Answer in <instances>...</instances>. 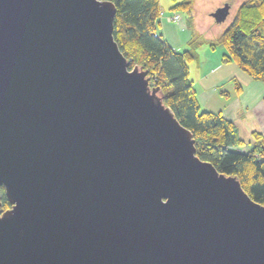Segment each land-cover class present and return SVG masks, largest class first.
<instances>
[{"label": "water", "instance_id": "95a60500", "mask_svg": "<svg viewBox=\"0 0 264 264\" xmlns=\"http://www.w3.org/2000/svg\"><path fill=\"white\" fill-rule=\"evenodd\" d=\"M114 12L0 0V264H264V203L198 157Z\"/></svg>", "mask_w": 264, "mask_h": 264}, {"label": "trees", "instance_id": "16d2710c", "mask_svg": "<svg viewBox=\"0 0 264 264\" xmlns=\"http://www.w3.org/2000/svg\"><path fill=\"white\" fill-rule=\"evenodd\" d=\"M115 4L112 35L122 54L148 70L163 103L191 130L196 154L223 173L233 174L250 198L264 203V133L252 130L249 139L219 110L201 109L189 75L203 44L224 46L221 61H233L251 78L264 81V0H243L222 31L207 37L193 21L195 0H180L170 10L186 14L190 36L180 50L156 33L159 0H110ZM175 1V0H174ZM157 34V35H156ZM235 90L240 84L235 81ZM249 146L248 151L236 150ZM1 210L10 206L0 188Z\"/></svg>", "mask_w": 264, "mask_h": 264}, {"label": "crops", "instance_id": "0c3cea01", "mask_svg": "<svg viewBox=\"0 0 264 264\" xmlns=\"http://www.w3.org/2000/svg\"><path fill=\"white\" fill-rule=\"evenodd\" d=\"M159 1L160 11L163 13L157 18L156 33L160 34L173 47L180 50L190 36L187 22H184L183 25H181V23H179V25H174L173 23L178 24V22L167 20L168 14L175 11L170 10V6L175 2H173V0ZM194 25L198 31H202V29L197 27L195 21ZM202 32L205 33L204 31ZM217 33L208 34L206 36L211 37ZM220 48V55L227 53L224 46ZM220 59L213 56L211 60L212 64L208 63L211 69L214 68V73L212 72L213 75L211 72L209 73L207 71L206 64L203 63V56L200 53L199 60L193 63L192 73L190 74L189 71L200 106L213 111L219 110L223 116L231 119L235 123L238 134L244 139L250 138L252 130L264 133V81L259 78H251L248 74H246L245 77L238 76L236 72H239V69L233 71V66L231 69L224 66L220 71H215L224 65ZM241 71L243 70L241 69ZM239 77H244V80L240 82ZM228 81H230V84ZM235 81L240 84L241 88L239 91L235 90ZM220 85L223 86V89H220V92H216L217 87ZM250 147L251 145L239 146L235 149L248 151Z\"/></svg>", "mask_w": 264, "mask_h": 264}, {"label": "rangeland", "instance_id": "374dc122", "mask_svg": "<svg viewBox=\"0 0 264 264\" xmlns=\"http://www.w3.org/2000/svg\"><path fill=\"white\" fill-rule=\"evenodd\" d=\"M178 1H180V0H175V1L173 0V2H178ZM242 1L243 0H195L193 7H192L194 21L197 24V27L199 29H202V31L205 32L204 33L205 35L220 32L222 30V28L225 27L232 20V17H233L235 10H236L237 5L240 4ZM224 3H228L229 11L226 14V16L222 19V21H216L214 19V17L212 15H210L211 11H213L216 7H219ZM184 22L185 23L187 22V24H188V21L186 20V14L183 12H180V19H179L178 24H176V23H173V24L179 25V23H181V25H183ZM220 47H222V46L217 45V46H214L211 48L208 44H203L202 47H200L199 53H201V55L203 56V59H204L203 63L206 64L207 71L209 73L210 72L214 73V71H213L214 68L211 69V67L208 65V63H211L213 56H216L219 59L222 58V55H220L221 54V48ZM193 63H195V61H191L189 63L190 74L192 73ZM222 63H224V65H222L221 67H219L215 71H220L224 66H226L227 68L229 67L230 69L233 66V71H235L236 69H239L238 70L239 72H236V74L238 76H244L245 77L247 74V73L241 71L240 67L238 66V64L236 62L227 60L224 62L222 61ZM226 64H229V65H226ZM203 71H205V70H203ZM203 74H205V73H203ZM244 77H239V81L242 82L244 80L243 79ZM228 83L230 84V81H228ZM231 84H232V82H231ZM220 89H223L222 85L217 87L216 92H220ZM201 109H204V108L201 107ZM245 146H247V145H245ZM243 148H245V147H243Z\"/></svg>", "mask_w": 264, "mask_h": 264}, {"label": "built area", "instance_id": "2783aa9c", "mask_svg": "<svg viewBox=\"0 0 264 264\" xmlns=\"http://www.w3.org/2000/svg\"><path fill=\"white\" fill-rule=\"evenodd\" d=\"M162 11L159 12V15H162ZM170 20L172 22H179V19H180V12L178 11H172L168 14L167 16V20ZM157 35V34H156Z\"/></svg>", "mask_w": 264, "mask_h": 264}, {"label": "bare ground", "instance_id": "6f19581e", "mask_svg": "<svg viewBox=\"0 0 264 264\" xmlns=\"http://www.w3.org/2000/svg\"><path fill=\"white\" fill-rule=\"evenodd\" d=\"M180 12V11H179ZM158 18V17H157Z\"/></svg>", "mask_w": 264, "mask_h": 264}]
</instances>
